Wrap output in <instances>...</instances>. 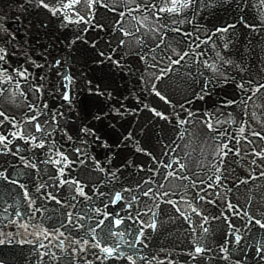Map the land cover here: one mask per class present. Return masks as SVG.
Listing matches in <instances>:
<instances>
[{"label": "water", "instance_id": "1", "mask_svg": "<svg viewBox=\"0 0 264 264\" xmlns=\"http://www.w3.org/2000/svg\"><path fill=\"white\" fill-rule=\"evenodd\" d=\"M22 3L24 0H0V15L5 17L4 26L16 34L14 43L36 61L39 54L31 50L30 45L41 44L40 41L46 38L48 32L45 29L33 28V25H26L34 24L33 9H31L34 6L25 4L24 9H21L19 6ZM121 3L126 5L125 0H116L117 8L121 7ZM81 6L83 9L84 6ZM145 14L147 13H133L138 18H142ZM115 16L112 12L100 8L93 22L104 23L106 29L103 32H108L116 20ZM177 19L184 20V23L171 25V20L161 21L162 24L179 27L181 33L162 30L160 36H164L165 42L155 49L159 40L155 38L153 32L148 31L150 27L155 26L154 18L149 17L147 26L141 28L148 37L140 39L124 64L127 73L132 75L128 84L122 91L115 88L117 85H112L115 99L101 103L95 95L94 97L87 95L81 90L76 97L79 102L78 115L83 125L94 124L99 128V134L110 142L116 137L111 135L108 125L115 123L116 135L132 131L134 141H139L141 147L157 157V161L136 152L132 146L133 142H129L127 148L123 146L120 149L113 148V151L106 155L107 149L94 143L92 137H82L80 141L88 149L84 158L75 151L72 153L83 161L90 157L95 158L105 171L92 170L88 166L90 158L88 164L80 163L76 170L71 163L67 169H64V174L61 176L46 164L43 148L34 147L32 141L26 143L24 140L9 136L13 139V143L8 146L11 151H0V172L8 177L7 180L0 177V239L19 244L18 246L12 245L11 242L0 244V262L3 264H88L89 261H93V264H121L120 261H126L129 264L123 258L95 260L92 254L98 253V250L90 247L86 252H79L84 239L94 243L89 234L93 228L96 229L97 239L108 235L109 228L122 232V237L107 240L109 246L120 243L121 251L129 248V243L135 242L138 232L132 236L124 227H129L125 221L119 229H116L114 224H110L109 220H105L100 228H96L99 221L104 219V213L113 212L119 213L121 217L130 214L131 222H135L140 228L145 224L150 225L153 222L156 224L155 229L150 227L148 229L159 233L156 232L151 238L149 234H146L147 227H145L143 244L137 243L136 247L132 248V252L126 254L133 255L137 259V264H149V262L161 264V261L163 264H209L201 257L193 260L188 255L191 251L186 247L181 248L179 243L184 240L192 242L193 251L196 231L204 233L202 230L204 226L200 225L213 224L217 219L225 220V217L228 218L226 222L239 220L240 234L244 237L240 244L249 240H258V236L260 240L264 239V229L249 225L247 217L241 218L233 215L232 212H226L229 210L227 204L232 203L241 212L247 211L249 215L256 218L264 217V208L262 209L260 205L264 204V176H260V172L264 171V161L252 155L253 150L264 149V141L249 136L251 144L244 140H240L237 144L236 140L232 139L233 136L238 138L241 125L250 131H260L264 135V89L253 96L255 89L260 84H264V6L261 5L260 0H243V2L241 0H196ZM133 22L134 20L126 16L122 25L131 27ZM229 24L235 27L230 28L228 32L216 31ZM35 26L42 27L37 24ZM119 32L115 30L111 38L112 42L110 40L107 42L108 50L115 45L114 42L119 43L122 40ZM86 36L98 38L97 32L94 34L91 30ZM124 41L123 45L133 49L134 42L128 39ZM97 43L102 49L105 48L103 40H98ZM197 44H199L198 48ZM123 45L120 46L123 47ZM8 47L11 49L13 45ZM59 48H61L60 45L55 46L57 51ZM172 49L181 54L188 52L189 55L180 64L171 65L170 71L162 80L155 81L152 79L153 74H159L160 69L169 64L168 57L179 58L173 54ZM139 54L144 55L145 60H141ZM13 61V66L24 63V56L18 54L13 57ZM205 62L215 65L218 71L213 72L211 68L206 67ZM153 64L156 67H151ZM26 66L35 74L34 68L30 65ZM30 81H21L24 96L19 94L14 83L0 85L5 89L3 95H0V111L15 117L17 126L24 134L37 136L38 140L35 143H39L47 132L43 128L45 124H42V121L60 122L61 117L56 116L55 120L52 119L53 113L49 111L58 110V104H55L50 97L44 96L42 103L35 102L36 95L28 91ZM153 83L162 94L168 97L170 104H165L152 93L151 84ZM241 83L245 84L246 90L242 91L238 87ZM205 84H207L206 88ZM200 95H204L203 100L199 99ZM249 96L253 98L248 100ZM229 100L235 103L226 105ZM44 103H47V109L43 108ZM29 104L38 106L37 110L41 114L37 119L41 123L43 133L36 132L34 124L24 122L25 117L35 114L29 110ZM119 104H123L126 109H136V111L126 112L122 117H116L115 121L110 115L105 120L104 126L94 120L91 122L90 113L93 110L97 112L98 109L103 108L107 112L113 105L119 106ZM144 104L149 105V109L156 108L157 111L164 112L169 116V120H161L154 116L149 109L143 107ZM180 105H184V109H181ZM187 111L193 112L194 116L188 118ZM205 113L211 115L215 131H210L204 125ZM177 115L181 119L187 118L189 122L180 125ZM215 121L221 123L217 124ZM64 124L73 137L66 147L61 148V152L67 153L72 151L73 143L79 139V123L78 126L73 121L64 122ZM45 126L49 127V124ZM14 130L8 122L0 125L2 134H8ZM222 144H228L234 149L227 157H223V164L219 162L221 158L216 154L218 147ZM76 147L82 150L80 142ZM236 149L239 150L240 155L235 154ZM175 154H178V157ZM177 158L179 164H173L175 172L191 174L192 179H181V176L176 173V176L169 177L167 180L164 179V175L163 182L157 183L162 170L169 171L159 167L158 160L163 159L165 163H170ZM254 158L255 165L251 162ZM180 164L184 165L183 169L180 168ZM217 168L220 169L219 173L216 171ZM32 175L44 189L46 200L42 202V206L27 205L30 196L28 192L25 196L24 187L29 185L31 180L29 176ZM68 175H72V178ZM216 175H221L219 184L215 181ZM149 177L152 178V182L145 184ZM61 179L77 180L88 198L80 196L75 185L61 184ZM12 180L16 183H11ZM245 180L247 183H242ZM252 180L261 182L258 187L262 197L258 193L255 199L250 200L246 186ZM210 184L212 187H209ZM160 185H163V188H160ZM149 187L156 194L155 198L142 195ZM125 189L131 191L126 192ZM36 190L40 196H43L39 188ZM116 192H121L125 200L112 205L109 201L114 198ZM164 192L168 195L161 196L160 194ZM201 195H206V199L200 200ZM133 196L137 199L132 203V207L128 208V202L132 201ZM189 202L193 207H197L201 216L191 214ZM178 208L180 211H177ZM97 209H100L99 213ZM181 211L189 219L181 216ZM137 212L140 213L138 218ZM69 214L72 215L71 223L68 220ZM205 216L207 222L203 220ZM22 231L24 232L22 240H16V234ZM44 232L48 233L47 237L38 235ZM59 233H63V236ZM77 240L81 241L80 245L75 243ZM224 240L233 239L224 237ZM60 241H63L62 246ZM219 243L214 242L207 248L209 251L204 255L216 257L218 250L212 248ZM238 249H243L246 254V264H255L254 252L248 248L239 247ZM139 257H145V259L141 261ZM153 257H155L154 260L151 259ZM242 257L244 259L242 264H244L245 256Z\"/></svg>", "mask_w": 264, "mask_h": 264}, {"label": "snow or ice", "instance_id": "2", "mask_svg": "<svg viewBox=\"0 0 264 264\" xmlns=\"http://www.w3.org/2000/svg\"><path fill=\"white\" fill-rule=\"evenodd\" d=\"M196 2V0H125L126 7L124 10L117 11V4L116 0H24V3L20 4V8L24 9L25 4H30L33 5L37 8L47 10L53 17H58L61 19V27H67L69 24H76V25H88L89 27H84L80 31L82 32H88L90 29L97 32L103 31L106 27V25L100 21H95V15L96 12L100 9H106L112 13L117 14L121 19L116 20L115 23L118 25V29H113L119 30L124 36H131L133 33L131 31H126L122 27L123 23V18L127 15L130 17L132 20L136 21V24L138 27L135 29L136 32H139L141 28L146 27V22L149 20V17L151 16L155 20V26L150 27L148 31L153 32L155 34V38L159 40V43L156 44L155 49H158L161 44H164V36H160V32L164 29H167L168 31H173L176 33H181V29L179 27H172L171 25H176V24H183L184 20L177 19V17L180 16V14L185 10L190 8L191 5H193ZM243 2V0H241ZM260 3L262 6H264V0H260ZM83 5L84 8L81 9L78 6ZM127 5H134V7H129ZM134 12H141V13H147L142 16V18H138L137 16H134ZM83 13V14H82ZM5 17L0 15V85H5V84H15L16 90L19 92L21 96L25 95V92L21 89V81H32L31 86L28 88V91L33 92V95L40 93H43L44 90V84H36L35 81L37 80V74L32 73L29 70V67L26 65H31L35 67L36 69H42L44 68L45 65L37 63L35 60L31 59L30 56L26 55L22 50L21 47L18 44H15L16 42V34L12 31H9L8 28L4 26V21ZM19 19V17H17ZM171 20V25L167 23H161V21H167ZM235 27V25L229 24L227 27H222L218 28L216 31L217 32H228L230 28ZM80 31H77L74 34V39L70 41V45L76 44L77 42L83 41L85 44L88 43L87 40H85L84 36L80 34ZM166 35V33H165ZM184 35H189L188 33H184ZM198 39V38H197ZM121 45L125 43L124 40H121L119 42ZM142 43V42H141ZM8 45H13V47L10 49ZM91 47L96 49L98 52L99 57H104V51L100 50L97 48V45L95 42L91 44ZM166 47H168L166 45ZM196 47H199V44L196 45ZM227 47V45H225ZM153 49V51H155ZM173 54L178 56V59H172L171 57H168L169 64L161 68L159 71V74H153L152 79L155 81H160L164 76L167 75L168 71L171 69V65L175 64H180L181 61L185 59L189 55L188 52H183L182 54L179 52H176L175 49H172ZM23 55L24 56V63H18L16 66H13V57H16L17 55ZM139 58L141 60H145V56L142 54H139ZM106 59L109 62L116 63L119 65V61H113L111 55L107 56ZM155 59V57H153ZM103 63V60L100 61ZM227 62V61H226ZM206 67H209L212 69L213 72L218 71L215 65H209L205 62ZM61 61L56 60L55 64L53 67L60 66ZM151 67H156L155 64L151 65ZM11 69V70H10ZM46 77L44 75H39V80L43 81ZM61 79L63 83L60 85V88L63 89V91L60 92V96L63 101L67 102V107L69 109V113L73 112L76 110L77 107V101L75 96L72 94V84H73V79L70 75L63 74L61 76ZM143 79V77H141ZM226 82V78H225ZM89 84L91 85V81H89ZM204 87H207V84L204 85ZM238 87L244 91L245 89V84L241 83L238 85ZM261 89H264V84H260L259 87L255 89L253 92V96L255 95L256 92H259ZM89 91L92 92V89L89 88ZM151 91L152 93L158 97L161 101H164L165 104H170L171 101L166 97L160 90H158V87L155 83L151 84ZM203 91V89H202ZM5 92V89L3 87H0V95H3ZM97 97H104L107 95L108 101H111V93H105L104 91L100 90L99 86L96 87L95 92L93 93ZM15 95V93H13ZM253 96H249L248 100H251ZM199 99L203 100L204 95H200ZM119 103V102H117ZM235 103V101L229 100L226 102V105H231ZM29 110L31 112H35L34 115L27 116L25 117V121L29 124H34L36 132L43 133V129L41 127V123L38 121V116L41 114L40 111L37 110L38 106L36 104H29L28 105ZM143 107L145 109H149V105L144 104ZM181 109H184V105H180ZM43 108L47 109L48 105L47 103L43 104ZM154 116L158 117L161 120L168 121L169 116L166 115L164 112L157 111L156 108H150L149 109ZM51 111V110H50ZM136 109H126L123 104H119V106L113 105L112 108H110L107 112L104 111L103 108L98 109L96 113H90L91 119L94 121H97L101 124V126H104L105 120L111 115L112 120L115 121L116 117H122L126 112H134ZM56 116H60L61 118L65 117L64 112H54L52 114V119L55 120ZM194 116V113L191 111H187V117L191 118ZM205 119L203 121L204 125L209 129L210 131H215L214 129V123L212 120V117L210 114L205 113L204 114ZM0 125H3L5 122H8L11 124L12 129H15L14 131H10L8 134H2L0 133V151L3 150H8L9 152L11 149L8 148L10 144L13 143V139H20L24 140L26 143L28 141L33 142L34 147L38 148H44L45 144L41 141L39 143H35L38 140V137L35 135L27 136L24 134V132L21 130L20 127L17 126V122L15 117H10L6 115L3 111H0ZM177 120L179 121L180 125H184L189 122L187 118L181 119L179 115H177ZM58 123V122H57ZM215 123H221L220 121H215ZM44 124H48V121L45 120ZM109 131L111 132V135L115 136L116 138L114 140L109 141V139L104 138V136L100 133L99 128H97L94 124L93 125H84L79 129V133L81 134L82 137H92L93 142L98 144L100 147L107 149V153H111L113 151V148L115 149H120L122 146L127 148L129 145V142H133L132 146L134 147L136 152L143 153L146 156L151 157L153 161H157V157L153 156L151 152H148L146 149L140 146L139 141H134V134L132 131H127L126 134H119L116 135L115 128L116 125L115 123H112L108 125ZM67 135V139L69 141L73 140V137L71 135H68L67 132L64 133ZM220 135H223V133H220ZM9 136H11L13 139H10ZM249 136L252 137H257L260 140L264 141V135L260 131H250L247 127L244 125H241L239 128V136H233L232 139L236 140V143L239 144L240 140L246 141L248 144H251L252 141L249 140ZM80 138V137H78ZM73 148L76 153L81 152L80 147H76L75 143H73ZM234 151L233 148L229 147L228 144H222L221 147H218L217 149V156L220 157V163L223 164L224 160L223 157H227L229 153H232ZM17 152H19V148H17ZM15 155L16 153H12ZM236 155H240V152L238 149L235 150ZM252 155L255 158H259L261 161H264V149L260 151L253 150ZM57 156L59 157L58 159L54 161H49L54 164H63L64 167H61L59 169L61 176L64 174V169L66 167H69L71 165V161H69L68 156H66L63 152L58 151ZM253 159L251 162L252 164H256V159ZM95 159V158H93ZM80 163H84L83 160L80 161ZM173 164H179L178 160H173L170 163H165L163 159L158 160V166L164 169H169L167 171V174L164 176V179L167 180L169 177H174L176 176V172L173 169ZM33 167L35 165H32ZM181 169L184 168L183 164L179 165ZM96 167L99 171H105L104 168L100 167L99 161H96ZM216 171L219 173L220 169L217 168ZM112 175H115V173H112ZM260 176H264V171L260 172ZM0 177L3 179L7 180L8 177L4 175L3 172H0ZM181 179H188V177L181 176ZM255 178V177H251ZM221 180V175H216L215 176V181L217 184H219ZM152 182V178L149 177L148 180H146L144 183L149 184ZM11 183H16L15 180H12ZM61 184L64 183H70L71 185H75L77 188V191L79 192L80 196H86V193L84 192L83 187L79 186V182L77 180H60ZM203 183V181H201ZM242 183H247V181H242ZM23 187V185H21ZM139 187V185H138ZM160 188H163V185L159 186ZM209 187H212L210 184ZM39 191V190H38ZM124 191H131L130 189H125ZM203 191V189H201ZM143 196L145 197H151L155 198L156 194L153 192V189L149 187L147 191H144L142 193ZM161 196L168 195V193L164 192L160 194ZM207 195V194H206ZM206 195H201L199 196L200 200H205ZM25 196H27V192H25ZM54 199V197H53ZM137 197L133 196L132 201L128 202V208L132 207V203L135 202ZM125 200V197L121 194V192H116L115 196L113 199H110L109 203L112 205L117 204L120 201ZM168 203H174L173 201H167ZM210 203L212 201H209ZM107 208V205L105 206ZM189 207L191 209V214H195L197 216H201V212L198 211L197 207H193L191 202H189ZM227 208L232 211L233 215L235 216H240L241 218L247 217L248 224L249 225H255L258 226L260 229H264V217L261 218H256L255 216L249 215L247 211L241 212L234 206L232 203L227 204ZM177 211H180L178 208ZM97 212H100V209H97ZM19 215V213H17ZM181 216H185L184 212H180ZM137 218L139 217L140 213L137 212ZM131 215L129 214L127 217H121L119 216L118 213H104V219L100 220L99 223L96 225V228H100L101 225L105 223V220H109L110 224H114L116 229H119V226L124 223L125 219H131ZM185 219H189L188 216H185ZM228 218L225 217V220ZM69 223L72 222V215L69 214L68 216ZM203 220L207 222V217H203ZM81 227H83L81 225ZM145 227H150L155 229L156 224L153 222L150 225H143L140 229H138V235L135 238L134 243H129L128 247L129 248H135L136 244H143V237H144V228ZM228 229H229V235L233 237V241H226V243H232L234 242L235 245H240L241 240L244 238L240 234V229L235 228L231 223L228 224ZM204 232L207 233L208 229L204 228ZM96 229L93 228L90 231L91 235V241L88 239H84L82 242V246L79 248V252H86L87 249L93 248L97 249L98 253L94 252L92 255L94 256L95 260L98 261H107L109 259H115L119 260L121 258L126 259L129 264H137V259L134 258L133 255H126L123 251L120 250V243H115L114 246H109L107 243L108 239H111L113 237H122L123 233L119 231H113L112 228L108 229V235L101 237L100 239H97L96 235ZM45 235L47 237L48 233H39L38 235ZM60 236H63V233H59ZM6 242L10 243L11 241H6L4 239H0V244H5ZM30 242V241H29ZM77 245L81 244V241L77 240L75 241ZM60 245H63V241H60ZM43 247V245H41ZM193 251L189 252L188 255L195 260L197 257L203 256L204 253L209 251V249L201 246L200 243L193 241ZM246 248L251 249L252 252H254V260L255 264H264V241H261L257 244L250 245L246 244ZM235 251V249H234ZM240 254L241 256H245V262L246 264V254L244 253L243 249H240ZM219 252L224 253L222 257H218L223 260H230L231 257L228 254L229 249L225 246H220L219 247ZM141 261L145 259V257H139ZM155 259V257L151 258ZM0 264H3V262H0ZM88 264H93V261H89ZM151 264V262H149ZM161 264H163V261H161ZM234 264H242L241 259L237 258L234 262Z\"/></svg>", "mask_w": 264, "mask_h": 264}]
</instances>
